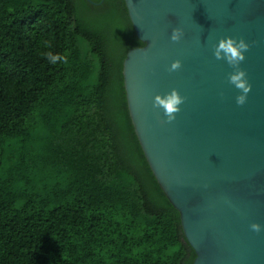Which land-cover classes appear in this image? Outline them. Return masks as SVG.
<instances>
[{
  "label": "trees",
  "instance_id": "trees-1",
  "mask_svg": "<svg viewBox=\"0 0 264 264\" xmlns=\"http://www.w3.org/2000/svg\"><path fill=\"white\" fill-rule=\"evenodd\" d=\"M143 46L124 0H0V264L194 263L128 110Z\"/></svg>",
  "mask_w": 264,
  "mask_h": 264
},
{
  "label": "water",
  "instance_id": "water-1",
  "mask_svg": "<svg viewBox=\"0 0 264 264\" xmlns=\"http://www.w3.org/2000/svg\"><path fill=\"white\" fill-rule=\"evenodd\" d=\"M91 4L98 6L90 0ZM143 47L123 63L135 134L160 188L179 212L193 264H264V0H124ZM181 28L179 43L170 40ZM251 48L240 65L247 102L213 56L222 37ZM175 60L179 71L169 72ZM177 89L185 103L172 123L154 97ZM221 93L223 95L221 96Z\"/></svg>",
  "mask_w": 264,
  "mask_h": 264
},
{
  "label": "clouds",
  "instance_id": "clouds-1",
  "mask_svg": "<svg viewBox=\"0 0 264 264\" xmlns=\"http://www.w3.org/2000/svg\"><path fill=\"white\" fill-rule=\"evenodd\" d=\"M184 36L181 28H174L170 36L173 43H179ZM47 49L41 53L42 58L46 59L50 64L55 65L57 62L63 61L64 57L61 54H54L53 43L51 40L41 42ZM251 45L245 41L243 37H222L218 43L213 45V56L216 60H224L232 72L228 74V83L234 86L239 95L236 96V104L242 107L247 102V96L251 92L252 85L248 81L247 72L240 67L245 61V53L248 52ZM182 67L180 60H175L171 63L168 71L176 72ZM223 93H221V96ZM186 98L182 97L177 89H172L169 93L163 95H156L153 101V107L162 109L166 117V123H172L176 119V114L180 112V105L185 103ZM251 231L259 234L264 228L259 223H251L249 225Z\"/></svg>",
  "mask_w": 264,
  "mask_h": 264
}]
</instances>
